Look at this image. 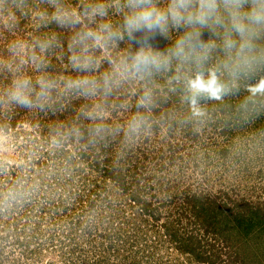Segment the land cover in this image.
Instances as JSON below:
<instances>
[{
	"label": "rangeland",
	"instance_id": "obj_1",
	"mask_svg": "<svg viewBox=\"0 0 264 264\" xmlns=\"http://www.w3.org/2000/svg\"><path fill=\"white\" fill-rule=\"evenodd\" d=\"M100 3L104 17L53 19ZM123 3L0 0V264H264V91H251L264 80V30L228 50L223 29H202L199 63L171 55L186 29L157 30L144 46L169 62L141 78L130 69L139 34L88 41L86 53L74 43L104 23L123 33ZM74 55L93 69H75ZM210 72L223 93L193 103L188 80ZM25 76L55 82L45 108L4 98ZM82 77L94 94L65 88Z\"/></svg>",
	"mask_w": 264,
	"mask_h": 264
},
{
	"label": "clouds",
	"instance_id": "obj_2",
	"mask_svg": "<svg viewBox=\"0 0 264 264\" xmlns=\"http://www.w3.org/2000/svg\"><path fill=\"white\" fill-rule=\"evenodd\" d=\"M117 4L120 0H115ZM123 7L128 9L124 15V32L114 31L108 23L101 24L97 31L85 30L77 33L74 43L82 46L83 51H88V41L93 42L95 47L106 46L109 42L121 39L126 34L130 39L139 34L141 47L130 56V69L132 74L143 78L151 75L153 69L156 71L166 68L168 59L154 53L147 48L145 42L150 40L154 33L159 30L165 33L169 27L174 29H186L184 34L176 41L171 55L177 59L184 60L195 57L197 63L204 58L209 47L200 41L201 30L208 28L214 32L223 29L225 33L224 46L231 50L236 46L239 38L241 50L251 47L252 38L261 30H264V0H169L166 8H160L155 0H124ZM107 15L104 4L94 6H83L82 12L75 10L58 11L53 19L61 26L74 27L81 23V18H89ZM41 50L46 49L45 44L40 45ZM72 46L70 45V48ZM25 45L17 42L10 46L9 51L18 55ZM33 62L37 58L32 56ZM73 67L80 71L93 69V60L88 56H72ZM39 67V64L37 65ZM112 74L106 73L103 77L104 91H110ZM67 90L76 91L83 95L94 94L99 85L95 80L87 77L65 82ZM188 91L191 93L192 102L196 97L206 95L209 98L219 99L224 91L215 72H210L205 78L203 73H197L187 82ZM55 89V82L39 78L33 84L30 77L14 79L11 86L4 93V98L9 103L19 105L23 108L39 107L45 108L51 100V93ZM253 93L264 91V80L255 85ZM149 103L148 95L139 101V106ZM144 118L134 117L129 125L132 131L139 129Z\"/></svg>",
	"mask_w": 264,
	"mask_h": 264
}]
</instances>
